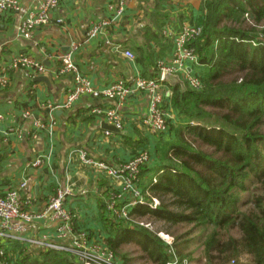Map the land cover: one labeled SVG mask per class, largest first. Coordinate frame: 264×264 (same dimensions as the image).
Segmentation results:
<instances>
[{"label":"crops","instance_id":"1","mask_svg":"<svg viewBox=\"0 0 264 264\" xmlns=\"http://www.w3.org/2000/svg\"><path fill=\"white\" fill-rule=\"evenodd\" d=\"M40 1L19 0L17 10L0 9V65H7L13 55L23 52L45 66L42 73L24 68L8 71V84L0 87V192L26 179L20 201L27 210L40 213L56 187H68L74 192L66 200L74 227H85L92 238L104 243L108 231L100 218L105 211L100 212L98 202L105 203L118 183L105 171L85 162L80 152L93 160L116 165L147 149L148 171L140 175L139 183L144 189L151 176L155 180L153 170L161 163L159 153L172 137L169 124L179 120L170 102L172 87H190L181 73L165 76L157 93L159 105L169 117L168 130L150 135L142 123L153 96L148 90L133 89L123 99L82 94L66 107L73 78L70 73L59 71L60 56L76 46L72 59L97 89L118 80L131 85L137 75L157 78L158 61L171 60L173 36L184 24L201 25L206 0H125L120 15L115 12L118 0H60L51 10L49 21L26 38L19 33L18 25L37 10ZM101 19L109 20L105 29L87 39L88 30ZM125 50L134 57L128 58ZM202 68L198 61L191 70L199 72ZM96 106L116 109L121 128H109L112 124L103 114L92 111ZM37 121L44 126H35ZM37 158H41V163L33 167ZM27 226L25 237L67 241L56 237V221L49 214L33 219ZM8 247L13 252L0 260H11L12 264L20 248H34L18 241H10Z\"/></svg>","mask_w":264,"mask_h":264},{"label":"trees","instance_id":"2","mask_svg":"<svg viewBox=\"0 0 264 264\" xmlns=\"http://www.w3.org/2000/svg\"><path fill=\"white\" fill-rule=\"evenodd\" d=\"M204 8L200 33L189 41L203 66L201 88L172 87L179 120L169 124L172 137L159 153L155 180L142 189L158 204L129 211L161 225L152 231L100 217L108 231L104 243L122 264H130L122 251L130 243L152 264L191 259L180 235L171 233L169 245L156 234L180 225L200 230L207 264L231 258L264 264V0H206ZM245 192L251 197H242ZM98 206L105 211L104 202ZM33 247L20 248L13 264H80L68 251ZM241 255L249 259L240 262Z\"/></svg>","mask_w":264,"mask_h":264},{"label":"built area","instance_id":"3","mask_svg":"<svg viewBox=\"0 0 264 264\" xmlns=\"http://www.w3.org/2000/svg\"><path fill=\"white\" fill-rule=\"evenodd\" d=\"M60 0H41L36 11H31L18 25L19 33L29 38L32 31L49 21L51 10L56 8ZM125 0H118L116 15H120L124 9ZM19 0H0L1 10H17ZM247 16V15H246ZM59 20V19H58ZM109 20L101 19L96 22L87 32V39L91 38L105 29ZM200 26L195 24H184L181 29L173 36L172 57L168 63L160 60L157 63L160 76L157 78H144L140 75L134 77L131 85H127L123 80H118L103 89L93 87L90 81L83 76L77 65L72 59V52L76 46H72L68 52L61 54V73H70L73 78V87L66 96L65 106L69 107L78 96L82 94L91 97L104 96L107 98L123 99L131 90H148L153 93L149 113L143 117L142 123L150 135L163 134L168 130V114L159 105L160 95L157 89L162 80L168 74L181 73L185 83L194 90L201 88V81L198 72H192L191 67L198 64V56L189 46V41L200 33ZM124 54L132 59L133 53L125 50ZM24 68L36 73L45 71L43 63L23 52H19L10 58L7 65H0V87L8 84L7 72ZM92 111L103 114L109 124L115 128H121L122 122L114 108L102 109L98 106L93 107ZM27 114L25 113L24 116ZM50 125L52 119L49 120ZM37 127H43L41 122H35ZM108 134L109 131H106ZM82 159L96 166L99 170L105 171L118 183V188L112 190L105 201V215L114 218L115 221L123 220L124 223L143 225L152 228L151 223L133 219L129 211L136 204H147L155 207L158 200L151 198L152 202L146 200V194L142 192L140 183V169L150 162V154L143 148L137 151L129 160L110 165L104 161L93 160L87 157L84 151L80 152ZM41 158L32 162L33 167L39 166ZM27 186V180H23L16 187H11L0 192V259L13 252L8 247L10 241H18L38 246L41 248H52L65 250L74 255L80 264H122L119 257L103 241L92 238L85 227H74L72 212L66 200L72 197L74 192L68 187L58 186L49 197L44 210L35 213L27 210L20 201V194ZM84 191H80L83 193ZM46 214H49L56 221L55 235L58 239H66V243H58L42 238L25 237L28 230L27 224ZM171 244L170 241H166ZM186 260V259H185ZM183 263L186 264V261ZM0 260V264H11ZM176 264V261L168 262Z\"/></svg>","mask_w":264,"mask_h":264},{"label":"rangeland","instance_id":"4","mask_svg":"<svg viewBox=\"0 0 264 264\" xmlns=\"http://www.w3.org/2000/svg\"><path fill=\"white\" fill-rule=\"evenodd\" d=\"M262 128L264 131V125ZM242 197L250 198L251 193L245 192L244 194H242ZM140 219L144 220L145 222L151 223L152 229H155V230L159 227V225H161L160 223H153L152 219H148L147 217H143ZM169 231H170V233L158 231V233H156V234L159 235V237L161 239H163L165 241V243H167L166 241H170L171 243L173 242L174 238H173V235L171 233H176L177 235H180L179 241H180L181 245H185V247H183L184 251L191 252L192 258L191 259L186 258V260H185L186 264H207L208 263L206 257L204 256L205 254L203 252L200 230L198 231L197 229H195V231L190 232V226H188V225H182L181 226L180 225V226L171 227L169 229ZM229 234H234V232L230 231ZM198 235H199V237H198ZM184 240H186V241H184ZM182 241H184V242H182ZM122 251L127 254L128 258L130 259V264H152V263L147 262L143 258L138 246L133 244V243L123 245ZM177 259H178V257H177ZM248 259H249L248 256L241 255L240 260H238V261L246 262V260H248ZM233 260L234 259L231 258L227 262L225 261V263L220 262V263H216V264H235V261H233Z\"/></svg>","mask_w":264,"mask_h":264},{"label":"water","instance_id":"5","mask_svg":"<svg viewBox=\"0 0 264 264\" xmlns=\"http://www.w3.org/2000/svg\"><path fill=\"white\" fill-rule=\"evenodd\" d=\"M38 78H44V77H41V76H40V77H38ZM109 128H112V129H113L114 126H113V125H109Z\"/></svg>","mask_w":264,"mask_h":264}]
</instances>
